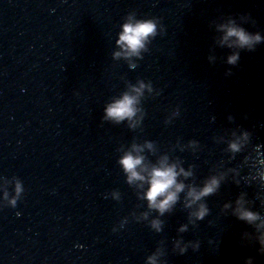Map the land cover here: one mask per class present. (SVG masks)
<instances>
[{"label":"water","instance_id":"95a60500","mask_svg":"<svg viewBox=\"0 0 264 264\" xmlns=\"http://www.w3.org/2000/svg\"><path fill=\"white\" fill-rule=\"evenodd\" d=\"M147 19L156 35L139 56H115L122 25ZM229 20L264 37V0H0V264H264L259 221L233 215L243 193L264 219V39L251 51L220 44ZM138 82L151 88L139 123L105 119ZM145 142L147 163L191 166L186 185L225 174L203 219L185 192L158 215L147 185L127 182L118 161Z\"/></svg>","mask_w":264,"mask_h":264},{"label":"clouds","instance_id":"9594fccd","mask_svg":"<svg viewBox=\"0 0 264 264\" xmlns=\"http://www.w3.org/2000/svg\"><path fill=\"white\" fill-rule=\"evenodd\" d=\"M156 23L151 19L136 20L135 22L129 21L122 25V31L120 32L116 43L122 49L120 52L114 53L115 56L121 55L125 57L139 56L142 49L145 48L146 43L150 37L156 35ZM218 30L223 32V36L220 39V44H227L228 47H236L239 49L253 50L254 46L261 42L264 37L259 33H250L243 27L235 24L234 21L229 20L226 24L218 25ZM239 53L234 52L228 56L227 62L229 64H235L238 60ZM148 87L151 90L150 85H145L143 82H138L137 86H132L130 92L124 93L118 99H115L105 107V119H110L116 123H119L127 119L130 127H135L139 123V119L134 120L137 112L140 111L137 107L139 98L143 93V90ZM249 139V132L243 131L234 140L229 141L227 150L233 154L242 151L244 142ZM196 142L190 141L189 146L195 147ZM149 151L153 149V145L150 142H145L143 146L133 144L130 150L124 152L119 159L118 163L121 165L122 170L126 173L127 182L129 184L139 182L138 187L143 188L147 185L143 192V199L147 201V206L150 210H155L158 215H163L165 212L170 211L179 199V194L185 192L184 207L193 209L190 212V217H194L196 220H201L208 213V208L205 203L201 202L204 197L214 194L222 180L225 178V174L211 175L205 179L201 186L186 185L184 179H188L192 176V169L189 166L186 171L179 160L171 161L167 155L161 156L154 164L147 163L146 158L142 155L144 149ZM247 159V158H246ZM264 163V161H260ZM255 166V165H253ZM232 171V169H229ZM183 179H179V178ZM252 179H257V176H252ZM259 182L264 185V170H260L258 173ZM239 184V180L235 181ZM185 189H187L185 191ZM22 186L18 181L15 185V193L18 197L22 192ZM4 198L7 199V193L5 192ZM10 204L15 205L16 198L13 197ZM244 194L242 193L235 200V207L233 208V215L239 220H243L252 224L259 221L255 225L257 231L260 232L258 242L260 244V251L264 252V219H261L258 213L247 209L245 206ZM231 207L230 204H225L224 208ZM20 213H17L19 216ZM151 227L159 231L161 227V221L153 219L151 221ZM181 232L186 230V226H181L179 229ZM180 253H184L186 248L180 247V243L177 242ZM148 264H156V256L148 257ZM246 264H252L249 258Z\"/></svg>","mask_w":264,"mask_h":264}]
</instances>
